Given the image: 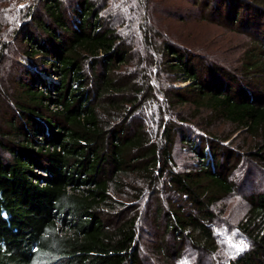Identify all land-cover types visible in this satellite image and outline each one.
I'll return each instance as SVG.
<instances>
[{
  "label": "trees",
  "instance_id": "16d2710c",
  "mask_svg": "<svg viewBox=\"0 0 264 264\" xmlns=\"http://www.w3.org/2000/svg\"><path fill=\"white\" fill-rule=\"evenodd\" d=\"M194 3L201 19L245 36L247 45L233 69L168 41L158 46L156 75L169 83L160 91L156 139L133 118L154 97L151 70L138 79L119 71L132 50L95 2L38 0L28 9L12 32L10 88L0 91V264H146L136 207L115 197L140 175L154 196L158 183L171 196L165 209L159 200L154 208L158 254L172 260L186 244L217 251L213 207L235 190L230 176L240 154L223 144L228 137L165 117L190 106L210 124L248 133L257 142L247 154L264 173V0ZM8 44L0 41V63ZM177 141L194 159L182 171ZM246 199L237 229L250 245L228 264H264V192Z\"/></svg>",
  "mask_w": 264,
  "mask_h": 264
},
{
  "label": "rangeland",
  "instance_id": "374dc122",
  "mask_svg": "<svg viewBox=\"0 0 264 264\" xmlns=\"http://www.w3.org/2000/svg\"><path fill=\"white\" fill-rule=\"evenodd\" d=\"M38 0H0V41L10 46L6 59L0 63V91L7 92L10 88V77L16 66L13 65L15 56L11 53L16 50L18 43L12 38V32L21 26L28 9L36 5ZM101 9L103 22L111 26L117 36L125 45L131 48L133 59L130 63L121 66L120 72L132 74L136 79L143 68L151 70L150 84L154 87V97H147L133 118L140 119L153 139L159 134L160 106L162 94L169 83L166 76L158 73L156 66L160 58L158 46L163 41H168L178 47L184 48L202 56L205 60L216 62L226 68H235L239 64L243 50L248 39L229 29L217 24L204 21L199 10L194 6V0H93ZM150 37L151 41H147ZM7 53V52H6ZM18 62L22 63L19 57ZM183 86V84H175ZM160 89V90H159ZM159 90V92H158ZM163 104V103H162ZM173 115V114H171ZM178 116L186 118L195 129L200 132L215 134L220 138H227L223 144L235 150L241 161L230 176L235 184L232 194L222 198L213 207L216 215L214 232L219 248L214 254L200 253L186 244L180 256H173L167 260L158 254V240L161 232L154 219V208L159 200L163 209L167 204L169 193L161 191L153 194L149 183L142 180V176L130 177L121 190L116 192L117 201L122 202L130 211L136 207L140 218L139 240L141 256L146 264H228L249 247V241L237 229L248 210L246 197L252 193L264 192V173L258 170L251 162L247 152L257 142L251 135L244 131H236L233 125L226 121L216 120L212 124L203 120L206 113L194 116L190 106L179 107L171 117L166 114V120H177ZM208 121H210L208 119ZM187 147L174 146L173 157L179 171L191 167L194 159ZM251 150V151H252ZM164 181V180H163ZM141 189L140 198H136V191ZM163 224L164 220H159ZM165 240L171 242L170 237Z\"/></svg>",
  "mask_w": 264,
  "mask_h": 264
},
{
  "label": "bare ground",
  "instance_id": "6f19581e",
  "mask_svg": "<svg viewBox=\"0 0 264 264\" xmlns=\"http://www.w3.org/2000/svg\"><path fill=\"white\" fill-rule=\"evenodd\" d=\"M49 79H51V78H49Z\"/></svg>",
  "mask_w": 264,
  "mask_h": 264
}]
</instances>
